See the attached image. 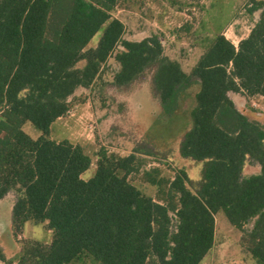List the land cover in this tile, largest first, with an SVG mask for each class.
I'll return each instance as SVG.
<instances>
[{
  "label": "trees",
  "instance_id": "16d2710c",
  "mask_svg": "<svg viewBox=\"0 0 264 264\" xmlns=\"http://www.w3.org/2000/svg\"><path fill=\"white\" fill-rule=\"evenodd\" d=\"M117 4L0 0V199L14 192V237L25 221L52 232L49 242L22 239L14 264H70L83 255L100 264H198L213 244L218 212L264 264V127L229 95H264V0H247V13L260 14L237 45L216 34L188 72L157 36L122 39L124 25L112 14ZM100 29L96 45L87 47ZM117 45L114 85L151 71V91L164 110L182 87L198 84L178 145L182 156L202 162L196 189L180 170L166 201H156L128 179L141 163L135 153L104 149L85 179L91 158L83 147L50 138L51 124L69 110L68 97L94 81ZM25 122L41 132L37 140L23 130ZM246 161L258 172L244 175Z\"/></svg>",
  "mask_w": 264,
  "mask_h": 264
},
{
  "label": "rangeland",
  "instance_id": "374dc122",
  "mask_svg": "<svg viewBox=\"0 0 264 264\" xmlns=\"http://www.w3.org/2000/svg\"><path fill=\"white\" fill-rule=\"evenodd\" d=\"M246 3L247 0H118L112 14L124 25L122 39L155 35L164 53L178 60L188 72L216 34L223 33L235 45L248 34L260 10L249 14ZM101 33L102 29L98 30L87 47L95 46ZM119 48L117 45L109 54L89 86L78 87L68 97L69 110L51 124L49 136L57 141L66 138L83 147L91 158L89 168L81 174L85 179L94 173L100 149L120 156L135 153L141 163L128 179L143 194L165 202L168 182L176 172H186L192 189L201 180L202 162L182 156L178 149L191 124L189 111L195 103L198 84L182 87L174 107L164 110L151 91V71L128 86L114 85L113 76L119 69L115 53ZM84 62L80 60L76 65L82 67ZM230 97L243 113L258 119L264 127V95L246 97L230 92ZM23 130L34 140L41 135L29 122L23 124ZM258 170V165L246 161L243 174ZM13 200V191L0 199V245L5 255L0 264H14L22 239L50 241L52 236L43 222L25 221L22 231L14 237ZM240 235L223 212L216 213L213 244L198 264H261L241 245ZM70 264L100 263L83 255Z\"/></svg>",
  "mask_w": 264,
  "mask_h": 264
},
{
  "label": "crops",
  "instance_id": "0c3cea01",
  "mask_svg": "<svg viewBox=\"0 0 264 264\" xmlns=\"http://www.w3.org/2000/svg\"><path fill=\"white\" fill-rule=\"evenodd\" d=\"M203 51H201L198 55H197V57H196V59L194 60V62H193V64L195 63V61L197 60V58L199 57V55L202 53ZM192 64V65H193ZM229 95H230V93H229ZM13 204V203H12ZM45 224V223H44ZM48 231H50L51 232V230H49L48 229ZM52 234V233H51ZM44 242H49V241H44ZM18 247H19V245H18Z\"/></svg>",
  "mask_w": 264,
  "mask_h": 264
}]
</instances>
